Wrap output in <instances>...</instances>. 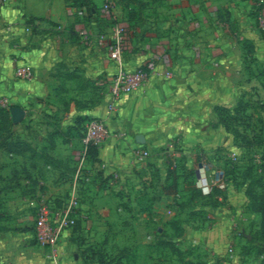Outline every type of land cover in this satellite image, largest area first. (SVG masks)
Wrapping results in <instances>:
<instances>
[{"label":"crops","instance_id":"0c3cea01","mask_svg":"<svg viewBox=\"0 0 264 264\" xmlns=\"http://www.w3.org/2000/svg\"><path fill=\"white\" fill-rule=\"evenodd\" d=\"M107 1L112 2V10L104 8ZM250 1L254 3L143 0L142 19L129 28L126 0H91L90 11L76 6L74 0H0V96L24 109V125L14 126L34 150L11 154L0 149V181L8 186L17 180L27 187L34 183V194L54 207L62 205L76 185V223L72 230L62 232L55 264H70L68 253L74 249L87 257L111 245L110 229L117 223L124 228L121 249L134 245L142 252L145 247L153 251L166 246L151 234L154 227L163 231L158 223L171 212L161 206V200H170L178 183L190 192L186 181L191 178L178 170L173 188L161 149L168 154V149L176 148L186 169H191L195 161L198 167L203 162L222 167L224 151L234 148L218 108L231 110L241 100L250 101L256 81L252 60L262 58L264 62V35L254 25ZM115 22L125 28L122 50L116 56L112 49ZM242 40H248L251 48H244ZM21 63L33 66V80L14 76ZM119 64L125 68L155 65L169 69L172 77L153 78L137 93L121 95L111 111L107 82ZM81 81L106 90L92 107L75 103L90 95L89 89L79 92ZM61 82L65 91L57 96L54 88ZM66 90L74 94L68 97ZM60 99L68 101L66 109ZM47 102L57 106L51 108ZM53 115L57 124L51 122ZM79 115L101 120L107 136L97 149L96 160L86 158L77 174L84 137L64 141L60 136L51 140L48 135L54 127L66 130ZM140 150L148 155L138 160ZM43 155L57 162L52 165ZM234 191L227 183L230 202ZM0 196L11 197L17 204L21 197L19 207L29 205L34 213L40 202H24L27 195L15 187L1 190ZM205 208L214 219L211 228L188 229L178 238L183 243H204L205 235L216 241L218 234L229 230L222 217L228 209L222 205ZM33 227L23 232L25 237L34 234ZM153 255L148 254L150 262ZM80 261L78 257L76 264Z\"/></svg>","mask_w":264,"mask_h":264},{"label":"rangeland","instance_id":"374dc122","mask_svg":"<svg viewBox=\"0 0 264 264\" xmlns=\"http://www.w3.org/2000/svg\"><path fill=\"white\" fill-rule=\"evenodd\" d=\"M249 4V12H255L258 6L261 4L262 7L264 6V0H255L254 3L250 1ZM255 26L264 35V32L259 28V21ZM252 62L255 63L254 75L256 78L253 86L254 96L250 98V101L241 100V104H245L243 112L237 117L238 119L230 122L231 126L237 130L236 133H233L234 135L232 134L234 148L231 151L225 150L224 156H222L224 157L222 166L227 169L225 183H231L235 189L231 197L232 202L228 199L225 189L220 191L219 196L216 194L210 197L201 195L191 197V192H185L182 189L183 184L178 183L179 187L174 196L167 201L161 200V206L171 211L168 213V218L165 220L161 218L158 223L163 227V231L158 232L155 227L151 231L153 236L160 238L158 241L170 242V246H162L161 249L157 248L153 251L145 247L141 252L137 246L131 245L128 250H125V254L120 248L123 240L121 233L124 228L117 223L110 229L113 234L111 245L103 250L97 249V252H103L106 259H112L116 254L124 255L122 258L124 264H261L264 257L261 217L260 214L252 211L251 199L246 194V189L251 180L250 177L261 175V169L264 167V62L262 63V58H255ZM102 91H106L104 87ZM66 92L68 97L74 94L71 90H66ZM85 96L86 99L81 96L80 100H85L91 106L99 102L98 96ZM47 105L52 106L51 108L57 106L52 102H47ZM51 110L54 112V109ZM51 122L57 124L56 115L52 116ZM24 123V119H21L18 123L13 124H22L23 126ZM15 137L19 136L13 126L10 130V138ZM161 151V155L166 161L171 160L175 164V168L185 174L187 166L180 159V155L178 156L176 153V148L168 149V154L164 153L163 148ZM232 153L235 154L234 159L231 158ZM195 168H198L196 161L191 165V169ZM114 179L117 177L112 176V180ZM2 181H0V191L15 187L21 194L27 195L24 202L40 201L39 197L34 194L36 184L30 183V187H27L17 180L8 186ZM131 190L134 191V189ZM131 190L130 193H132ZM68 197L69 195L62 202H65ZM20 199L22 198L18 197L16 200L18 204ZM18 204L15 201L12 202L11 197L0 196V264H55L48 257L47 249L36 242L34 234L30 233L28 237L24 236L23 232L29 229L32 224L34 226L35 213L29 205L21 209ZM227 204L230 206L227 207ZM208 205H222L226 211L229 210L227 217L222 215L227 220L229 230L223 232L222 236L218 234L220 236L216 241L214 238L211 239L212 236L209 238L205 235L201 238L204 243H183L178 238L182 237L188 229L207 230L211 228L214 219L207 215L205 207ZM9 211V216H7ZM130 216L135 215L131 213ZM68 229L72 230L73 228ZM150 253H154L153 262L147 259ZM90 255L91 253L87 257L84 254L80 255V251L74 249L68 253V262L76 264L78 257H81L79 264H89L92 260L96 263L95 258ZM141 256L143 257L141 258ZM88 258L90 260H87Z\"/></svg>","mask_w":264,"mask_h":264},{"label":"built area","instance_id":"2783aa9c","mask_svg":"<svg viewBox=\"0 0 264 264\" xmlns=\"http://www.w3.org/2000/svg\"><path fill=\"white\" fill-rule=\"evenodd\" d=\"M113 4L107 1L104 4L106 10H112ZM259 28L264 32V6L260 9L257 16ZM125 28L120 22H115L112 31V49L113 55H118L122 50ZM14 76L17 79L31 81L34 79L35 72L33 66L27 63L18 64L14 70ZM171 78L172 72L166 68H159L155 65L144 67L139 65L132 68H125L119 64L115 73L112 74L107 82V92L110 102L107 107L109 110H115V101L124 94H134L140 91L153 78ZM9 100L0 96V107L8 108ZM107 131L105 124L98 119H91L86 124L84 135V148L80 154L77 174L81 171L86 160V149L88 144L99 147L105 140ZM148 155L146 150L136 152V158L141 160ZM232 153L231 158L234 159ZM196 186L201 189L203 194L211 192L212 188L224 190L226 183L223 170L213 167L208 162L201 163L197 168ZM79 205L76 193V185L72 186L68 199L61 205L54 207L49 202H40L35 209L34 230L35 239L40 246L47 249L48 257L57 262L60 256L59 239L61 233L68 228H72L76 223V211ZM231 250V249H230Z\"/></svg>","mask_w":264,"mask_h":264},{"label":"trees","instance_id":"16d2710c","mask_svg":"<svg viewBox=\"0 0 264 264\" xmlns=\"http://www.w3.org/2000/svg\"><path fill=\"white\" fill-rule=\"evenodd\" d=\"M155 1V0H153ZM127 5L125 6L127 9V22L128 26L133 27L136 23L141 21V17L144 11L145 2L143 0H126ZM255 2V0H254ZM74 4L76 6L85 7L88 11L92 8L91 0H74ZM132 4L133 6H130ZM262 7L258 6L255 12H251L252 17L254 18V23L257 25V16L259 14V11ZM241 43L243 44L244 48H251V44L248 40H242ZM68 78L70 79L72 74H67ZM102 86H99L97 84L91 83L89 85L83 83L82 81L78 84L79 92L87 91L86 89H89L90 96H99L100 92L102 91ZM65 91L64 85L61 82L59 85H57L54 88L55 95H59V93ZM60 103L63 106L64 109L67 108L68 101L60 99ZM76 105L79 107H92L88 102L84 100L82 101H75ZM83 103V104H82ZM245 104H241V101L237 103V105L233 109H228L226 107L218 108V115L219 120L223 124L225 131L233 134L236 133L235 127L231 126V120L238 119L239 115L243 112ZM12 106V104L9 105L8 108L0 107V149H3L7 153L11 154H21L24 151H34L32 147L25 142L20 137L10 138V130L14 126L11 120L10 111L9 108ZM94 118L88 117L86 115H79L75 118L74 123L69 126L66 130L62 131L57 127H54L52 131L49 133L48 137L53 140V137L60 136L64 141H66L70 137L74 138H82L85 135V129L86 124ZM234 135V134H233ZM98 147L93 144H88L86 149V158L90 161L96 160L97 156V150ZM45 160L52 165L57 162L55 158L52 156L43 155ZM223 170L224 180L226 177L227 169L222 166L221 168ZM187 171L185 174L183 173L185 178H188L190 176V180H187L186 183L188 184V187L190 188L191 197H195L198 195L210 197L213 195L220 194V191L218 188H212L211 192L208 194H203L201 189L196 186V172L195 169H186ZM177 169L175 168V164L169 160L167 164V175L168 177L172 178V185L173 188L176 187L175 179H176V173ZM261 175L257 177H250V181L247 184L246 194L251 199L250 207L252 211L255 213L260 214L261 217V231L264 236V167L261 169ZM190 174V175H189ZM61 206V205H60ZM33 233L35 234V230L33 227ZM36 240V239H35ZM37 242V241H36ZM166 246H170V242H164ZM123 253L126 254L125 249H121ZM92 257L95 258L96 264H124L122 262V258L124 255L116 254L112 257V259H106L103 252H97L92 251L91 252ZM194 264V263H189ZM261 264H264V257L262 259Z\"/></svg>","mask_w":264,"mask_h":264},{"label":"water","instance_id":"95a60500","mask_svg":"<svg viewBox=\"0 0 264 264\" xmlns=\"http://www.w3.org/2000/svg\"><path fill=\"white\" fill-rule=\"evenodd\" d=\"M9 111L11 113V118H12L13 123H18L25 116L24 109L19 107V106H11L9 108ZM200 166H201V164H199V167ZM195 172H196V175L198 176V170L197 169Z\"/></svg>","mask_w":264,"mask_h":264}]
</instances>
